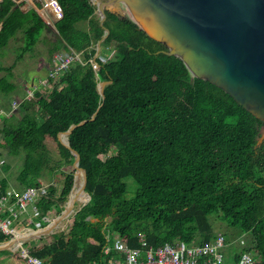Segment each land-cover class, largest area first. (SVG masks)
I'll return each instance as SVG.
<instances>
[{
    "label": "trees",
    "instance_id": "1",
    "mask_svg": "<svg viewBox=\"0 0 264 264\" xmlns=\"http://www.w3.org/2000/svg\"><path fill=\"white\" fill-rule=\"evenodd\" d=\"M56 1L63 15L50 57L71 54L80 60L50 88L38 87L11 116H3L0 155L22 157L17 180L25 186L62 170V189L51 183L38 204L44 227L62 213L74 184L76 157L59 138L86 120L69 141L87 172L90 198L63 232L32 239L26 247L48 264H105L116 255L115 236L130 249L212 243L218 237L210 216L217 215L248 236L231 264L244 253L264 264V141L259 142L264 122L210 82L196 78L191 84L183 61L166 55V45L122 11H106L110 35L102 47L117 54L107 63L98 58L95 70L96 44L104 34L96 5ZM0 23V51L22 32L24 53L34 49L47 26L18 0H0ZM12 72L0 67L5 95L17 88ZM103 81H112L105 100L98 91ZM127 180L137 187L132 196ZM7 184L2 181V191ZM8 240L0 232V243ZM0 254L22 262L19 253Z\"/></svg>",
    "mask_w": 264,
    "mask_h": 264
},
{
    "label": "water",
    "instance_id": "2",
    "mask_svg": "<svg viewBox=\"0 0 264 264\" xmlns=\"http://www.w3.org/2000/svg\"><path fill=\"white\" fill-rule=\"evenodd\" d=\"M104 29L96 45L97 63L110 30L105 27L107 10L125 15L153 40L165 44L166 55L179 57L195 79L208 81L230 95L238 105L264 122V0H90ZM58 5V4H57ZM112 81L98 84L105 100V89ZM103 103L92 116L94 121ZM87 121L73 124L61 134L60 142L76 157L74 184L67 206L53 221L39 230L22 233L17 239L0 243V252H15L19 243L55 233L90 198L86 192L87 172L80 167V155L70 145L69 136ZM264 141V133L259 142ZM76 189V195L72 197ZM82 196L83 206L75 211ZM68 227V226H67ZM65 230V229H64Z\"/></svg>",
    "mask_w": 264,
    "mask_h": 264
},
{
    "label": "built area",
    "instance_id": "3",
    "mask_svg": "<svg viewBox=\"0 0 264 264\" xmlns=\"http://www.w3.org/2000/svg\"><path fill=\"white\" fill-rule=\"evenodd\" d=\"M54 5H57L56 0H43L42 2L44 10ZM74 60L78 61L80 57L71 54L56 56L53 59L52 70L47 78L40 82V87L50 88L52 82L59 79ZM92 64L95 70L99 68L95 62L92 61ZM36 89L28 90V99ZM3 116H5L4 112L0 111V123ZM6 165V158L0 155V232L9 240H13L31 230L28 229L31 224L42 227L41 222H37L41 219L38 204L47 197L49 186L39 181L37 184L26 187L23 192L17 191L14 187L2 191L1 175ZM29 207L32 208V214L29 213ZM140 241L142 247H146L144 236H141ZM26 243V241L19 243L16 250L24 264H48L32 254L26 247ZM241 243L245 244L244 241ZM225 245L226 240L222 236L218 237L215 243L186 245L176 242L165 244L157 249L146 250L130 249L118 240L116 255L105 264H223V257L219 250ZM237 264H255V262L251 253H244Z\"/></svg>",
    "mask_w": 264,
    "mask_h": 264
},
{
    "label": "rangeland",
    "instance_id": "4",
    "mask_svg": "<svg viewBox=\"0 0 264 264\" xmlns=\"http://www.w3.org/2000/svg\"><path fill=\"white\" fill-rule=\"evenodd\" d=\"M20 46H21L20 42L13 43L11 45V47L9 48V50L7 51L8 53L5 56L0 57V61H3L4 65H5V63L7 65L15 63L14 74H15L16 78L21 77L22 75H24V73L27 72L26 73L27 79L25 80L24 86L20 85V87H18L16 92L11 93L9 95H4L0 92V110L3 111L8 116L11 114L10 111L12 109H14V107H17V105L20 102H22L24 99L27 98L26 97L27 96L26 90H27V88L31 87V80L35 79V83H36V85H38L40 82V79L45 78L49 72L48 69H45L44 72L42 71L41 73L36 74V71L29 68V63L26 60L17 59L16 53H18V52H16V51L20 48ZM43 51H44L43 55L46 56V54H45L46 50L44 49ZM40 56H41V53L39 55V58H40ZM102 60L104 61V63H106L107 61L115 60V57L108 56L107 58H105V56H104V57H102ZM42 64L41 65L38 64L34 68L39 69L40 66H42ZM262 133H264V128L262 130ZM5 158L7 160V164L10 165V169L8 171H4V173H2L1 176H7L9 178L10 182L13 184V186L20 187V183L17 180V177H18V174L22 168V163H23L22 157H7L6 156ZM41 180L46 185H50L51 183H54L57 186L58 190L60 191L62 189L63 181H64V177L62 175V170H58L52 176H47ZM127 184H128L129 196H132L135 193L137 187L132 180H127ZM21 191L23 192L24 189H22ZM87 200H88L87 197L80 200L76 204L75 211H78L83 206L85 201H87ZM66 206H67V202L62 205L63 210L65 209ZM29 213L32 214V208L31 207H29ZM55 219H51V221H53ZM49 223L50 222L46 223V225L44 227H46ZM210 223L213 227L214 233L218 234L219 237L224 236V238L226 240V244L229 243V245H225L223 248H221L219 250L221 256L223 257V262H224L223 264H227L229 261H231V259H233L235 254H238L241 252V250H242L241 248L244 245L241 243V241H244V242L247 241V243H248V236L243 235V239L239 240L238 238L240 235H242V233L240 232L239 234H237L236 232H234V230L229 228L227 226V224L224 223L219 218V216H217V215L210 216ZM68 225L69 224L67 223V221H63L61 224H59L58 228L55 229L54 234H59V233L63 232L64 229H66ZM44 227H41V229ZM54 234H51V235L46 236L44 238H49ZM113 245H116V243L113 242ZM14 253H17V252L15 251Z\"/></svg>",
    "mask_w": 264,
    "mask_h": 264
},
{
    "label": "crops",
    "instance_id": "5",
    "mask_svg": "<svg viewBox=\"0 0 264 264\" xmlns=\"http://www.w3.org/2000/svg\"><path fill=\"white\" fill-rule=\"evenodd\" d=\"M42 2H43V0H18V3H20L21 4V9L24 11V12H27V11H29V10H35V11H37L38 13H39V15L45 20V22H46V29H45V31L43 32V34H42V36H41V38H40V40H39V42L37 43V45L34 47V49L33 50H31V51H29V52H26V53H24L23 51H22V48H23V46H24V41H23V34H22V32H19V33H17L11 40H10V42H9V44H8V46L5 48V49H3V50H1L0 51V57H3V56H5L8 52V50H9V48L11 47V45L13 44V43H17V42H20L21 43V46H20V48L16 51V52H18V53H16L17 54V59H24V60H26L28 63H29V68L30 69H32V70H34V71H36V74H39V73H41L42 71L44 72V70L45 69H48L49 70V72H48V74H47V76L49 75V73H50V71L52 70V63H53V59L50 57V53H51V50H53L54 48H55V45L58 43L59 44V42H58V36H59V32H58V30H57V28H56V23H57V21H59L60 19H61V17H62V15H63V13H62V10H61V8L59 7V5H54L52 8H50V9H48V10H44L43 9V6H42ZM98 16V15H97ZM87 25L86 24H84V23H81L80 24V27H82V28H85ZM1 30H2V24L0 23V32H1ZM97 45V44H96ZM46 50V52H45V54H46V56L45 55H43V53H44V51L43 50ZM40 53H41V56H40V58H39V55H40ZM116 51L114 50V49H104L103 47H102V50H101V52H100V56H99V58H101L102 59V57H104L105 56V58H107L108 56H112V57H115L116 58ZM58 55H60V54H58ZM58 55H56V56H58ZM38 56V57H37ZM37 57V58H36ZM39 58V59H38ZM38 59V60H37ZM103 61V60H102ZM107 62H109V61H107ZM106 62V63H107ZM43 63V64H42ZM41 65L42 64V66H40V68L39 69H35L34 67L36 66V65ZM0 67H2V68H13V78L16 80V82H17V88H16V90L14 91V92H16L17 91V89H18V87H20V85L22 86H24V83H25V80L27 79V72L26 73H24V75H22L21 77H18V78H16L15 77V74H14V68H15V63L13 64H10V65H7L6 63H5V65L3 64V61H0ZM47 76L45 77V78H47ZM1 77H3V75L0 73V78ZM8 78V77H7ZM10 78V77H9ZM13 78H10V82H13ZM45 78H41L40 79V82L42 81V80H44ZM40 82H39V84L38 85H36V83H35V79H32L31 80V87H29V88H27V90H26V92H28V90H32L33 88H38V87H40ZM14 92H12V93H14ZM3 94V93H2ZM11 94V93H10ZM5 95V94H4ZM27 97V96H26ZM27 99V98H26ZM21 103V102H20ZM19 103V104H20ZM18 106V105H17ZM1 111V110H0ZM3 112V111H2ZM5 114V113H4ZM6 116H8L7 114H5ZM9 116H11V114L9 115ZM8 116V117H9ZM3 157H6V156H4V155H2ZM4 171H5V169L3 170V173H4ZM2 178V181L3 180H6L7 181V185H8V187L7 188H12V187H14L17 191H19V192H22L21 190L22 189H26V187H28V186H25V185H21L20 184V187H15V186H13V184L10 182V180H9V178L7 177V176H2L1 177ZM2 181H1V183H2ZM39 181H42V180H39ZM38 181V182H39ZM43 182V181H42ZM49 186V185H48ZM21 189V190H20ZM37 222H40L39 220L37 221ZM21 228H23L22 226H21ZM28 229H31V230H29L28 232H31L32 230H39V229H41L40 227H38V226H36L35 224H31L30 226H29V228ZM234 230V229H233ZM27 232V233H28ZM234 232H236L237 234H239L240 232L237 230H234ZM217 237H219V235L217 234ZM224 237V236H223ZM218 239V238H217ZM239 240H241V239H243V235H240L239 236V238H238ZM118 237L117 236H115L114 237V241L113 242H115L116 243V246H115V251H116V247H117V243H118ZM238 240V241H239ZM9 241V240H8ZM28 242V241H27ZM216 241H214V242H212V243H215ZM242 242V241H241ZM196 245V244H195ZM226 245H229V243H227ZM242 246V245H241ZM10 252V251H9ZM11 253H14V252H11ZM15 254V253H14ZM236 256V254L234 255V257ZM234 257H233V259H231V261H229L227 264H231V263H233V261H234ZM22 261V260H21ZM0 264H24V262L22 261V262H18V261H16L12 256H7V255H3V254H0Z\"/></svg>",
    "mask_w": 264,
    "mask_h": 264
},
{
    "label": "bare ground",
    "instance_id": "6",
    "mask_svg": "<svg viewBox=\"0 0 264 264\" xmlns=\"http://www.w3.org/2000/svg\"><path fill=\"white\" fill-rule=\"evenodd\" d=\"M75 195H76V189H75V191L73 192V195H72V197H73V196H75ZM86 197H87V196H82V197H81V198L78 200V202H79L80 200H82V199L86 198ZM78 202H77V203H78Z\"/></svg>",
    "mask_w": 264,
    "mask_h": 264
}]
</instances>
